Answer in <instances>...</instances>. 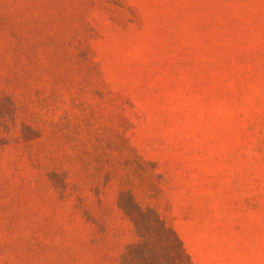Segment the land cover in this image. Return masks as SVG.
I'll list each match as a JSON object with an SVG mask.
<instances>
[{
    "label": "rangeland",
    "instance_id": "rangeland-1",
    "mask_svg": "<svg viewBox=\"0 0 264 264\" xmlns=\"http://www.w3.org/2000/svg\"><path fill=\"white\" fill-rule=\"evenodd\" d=\"M135 208L264 264V0H0V264H124Z\"/></svg>",
    "mask_w": 264,
    "mask_h": 264
},
{
    "label": "trees",
    "instance_id": "trees-1",
    "mask_svg": "<svg viewBox=\"0 0 264 264\" xmlns=\"http://www.w3.org/2000/svg\"><path fill=\"white\" fill-rule=\"evenodd\" d=\"M131 218L140 238L121 256L124 264H192L176 233L153 209H136Z\"/></svg>",
    "mask_w": 264,
    "mask_h": 264
}]
</instances>
